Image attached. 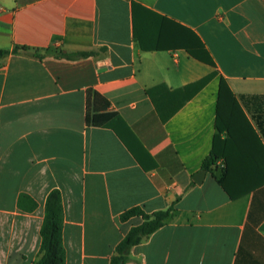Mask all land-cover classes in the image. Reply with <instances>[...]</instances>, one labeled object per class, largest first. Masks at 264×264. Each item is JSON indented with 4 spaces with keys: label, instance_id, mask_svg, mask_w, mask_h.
Segmentation results:
<instances>
[{
    "label": "crops",
    "instance_id": "1",
    "mask_svg": "<svg viewBox=\"0 0 264 264\" xmlns=\"http://www.w3.org/2000/svg\"><path fill=\"white\" fill-rule=\"evenodd\" d=\"M183 37L198 39L215 66L179 48ZM16 46L48 56L0 57V264L38 259L54 189L66 264H110L143 221L121 213L173 202L125 264H264V183L230 198L218 182L223 160L196 180L213 148L222 77L261 140L252 164L264 167V137L240 100L264 95V0H0V50ZM55 49L94 55L56 59ZM213 72L181 105L178 90ZM89 89L117 114L112 127L86 124ZM22 195L34 210L19 208Z\"/></svg>",
    "mask_w": 264,
    "mask_h": 264
},
{
    "label": "trees",
    "instance_id": "2",
    "mask_svg": "<svg viewBox=\"0 0 264 264\" xmlns=\"http://www.w3.org/2000/svg\"><path fill=\"white\" fill-rule=\"evenodd\" d=\"M137 4L133 3V7ZM155 15V14H154ZM162 22L163 17L155 15ZM161 22V23H162ZM162 25V24H161ZM183 31L190 33L189 30L180 26ZM135 39L139 40L134 33ZM142 46V43H141ZM179 48L185 49L192 57L203 61L211 66H215L208 52L198 39H182ZM32 50V51H30ZM27 52L29 55L43 60L48 53H41L39 49H30L26 46H16L12 51L0 50V57L10 53ZM94 55L93 51H78L65 53L62 50L55 49L51 56L56 59L76 60ZM216 75L203 78L197 83L179 89L178 92L183 95V105L197 91ZM86 124L99 127H112L113 120L117 114L109 111V101L98 92L89 89L86 93ZM240 100L251 114L257 129L264 137V95H240ZM166 118L163 117V121ZM216 133L214 136L213 148L208 157L203 161L201 169L211 172L217 161L223 160L225 169L218 179L219 184L227 192L230 198L235 199L248 190L256 188L264 183V167L259 163L252 164V160L260 157L261 140L253 124L242 109L236 95L231 91L227 81L222 77L219 83ZM117 135L125 141L120 131L113 126ZM222 134H226L222 138ZM243 146V147H241ZM246 159V160H245ZM251 162V167H241L246 161ZM246 165H249L246 163ZM31 200L29 207L24 206V201ZM19 208L32 211L37 204L29 196L22 195L18 201ZM175 202L166 210H159L153 213L145 212L140 206H134L120 215L122 222L132 217L140 216L143 221L137 226H133L127 235L120 241L115 248V255L110 259V264H125L129 260L131 249L139 245L145 238L155 233L166 224L167 219L174 211ZM63 226H64V208L61 192L58 189L52 190L46 199L45 215L40 229L41 244L38 253V259L32 264H66V250L63 244Z\"/></svg>",
    "mask_w": 264,
    "mask_h": 264
},
{
    "label": "water",
    "instance_id": "3",
    "mask_svg": "<svg viewBox=\"0 0 264 264\" xmlns=\"http://www.w3.org/2000/svg\"><path fill=\"white\" fill-rule=\"evenodd\" d=\"M205 175V172L202 171V172H199L197 175H196V180L198 181V178H203Z\"/></svg>",
    "mask_w": 264,
    "mask_h": 264
}]
</instances>
